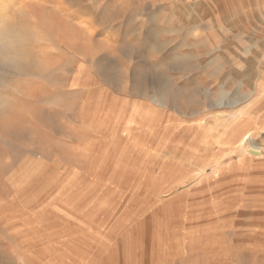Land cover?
Masks as SVG:
<instances>
[{
  "label": "rangeland",
  "instance_id": "374dc122",
  "mask_svg": "<svg viewBox=\"0 0 264 264\" xmlns=\"http://www.w3.org/2000/svg\"><path fill=\"white\" fill-rule=\"evenodd\" d=\"M0 22L31 59L0 85V264H264V0Z\"/></svg>",
  "mask_w": 264,
  "mask_h": 264
},
{
  "label": "bare ground",
  "instance_id": "6f19581e",
  "mask_svg": "<svg viewBox=\"0 0 264 264\" xmlns=\"http://www.w3.org/2000/svg\"><path fill=\"white\" fill-rule=\"evenodd\" d=\"M42 16V15H41ZM43 17V16H42ZM55 17V16H54ZM53 17V20H54ZM52 19V18H51ZM52 20V21H53ZM58 20V18H57ZM56 23V27L58 25V21L55 22ZM62 23V22H61ZM60 24V23H59ZM64 25V24H63ZM60 26V25H59ZM62 26V25H61ZM60 26V27H61ZM66 26V25H65ZM59 28V27H58ZM66 28V27H65ZM62 29V28H61ZM62 31V30H61ZM64 32V31H63ZM66 32H64L65 35ZM71 33V32H70ZM74 32H72L73 34ZM67 34V33H66ZM69 34H67L66 38L72 37L69 36ZM74 35V34H73ZM63 36V35H62ZM66 36V35H65ZM75 37V36H74ZM15 38H17V34L11 29L9 28L6 24H4L3 22H0V45L3 46L2 49H0V54L2 55L0 59L2 63H0V66H2L1 64H3V67H5L1 72V67H0V85L4 84V80L5 78H3L8 70L10 69H16V68H20L21 64L24 62H29L31 59L30 57H24L21 56L19 54L14 53V50L16 48V40ZM65 39V38H64ZM77 41V38H75ZM73 40V39H72ZM74 41V40H73ZM71 43V42H70ZM2 73V74H1ZM2 76V77H1ZM1 99V98H0ZM253 150L260 152V148L257 146L252 147Z\"/></svg>",
  "mask_w": 264,
  "mask_h": 264
},
{
  "label": "water",
  "instance_id": "95a60500",
  "mask_svg": "<svg viewBox=\"0 0 264 264\" xmlns=\"http://www.w3.org/2000/svg\"><path fill=\"white\" fill-rule=\"evenodd\" d=\"M248 150H249L250 153H252L254 155H259L260 154V152L253 150L251 147H248Z\"/></svg>",
  "mask_w": 264,
  "mask_h": 264
}]
</instances>
